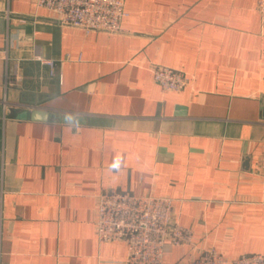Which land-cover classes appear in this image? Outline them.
I'll use <instances>...</instances> for the list:
<instances>
[{
	"label": "crops",
	"instance_id": "0c3cea01",
	"mask_svg": "<svg viewBox=\"0 0 264 264\" xmlns=\"http://www.w3.org/2000/svg\"><path fill=\"white\" fill-rule=\"evenodd\" d=\"M125 2L124 31L107 33L0 0V264H123L126 243L97 235L106 188L173 199L194 243L168 245L162 264L264 255L257 0ZM163 65L190 84L164 91Z\"/></svg>",
	"mask_w": 264,
	"mask_h": 264
},
{
	"label": "built area",
	"instance_id": "2783aa9c",
	"mask_svg": "<svg viewBox=\"0 0 264 264\" xmlns=\"http://www.w3.org/2000/svg\"><path fill=\"white\" fill-rule=\"evenodd\" d=\"M36 4L56 13L61 24L86 32H123L122 21L129 15L125 0H36ZM257 5L264 23V0H257ZM35 59L49 65L52 71L56 65L41 54L35 55ZM153 74L164 91H180L190 84L186 73L170 66H157ZM258 174L264 185V150L259 158ZM96 223L99 241L126 243L123 264H162L168 245L194 243V229L174 219L173 199L168 196L135 195L106 188L99 194ZM1 238L0 230V245ZM188 264H264V255L252 253L228 258L216 248H210Z\"/></svg>",
	"mask_w": 264,
	"mask_h": 264
},
{
	"label": "water",
	"instance_id": "95a60500",
	"mask_svg": "<svg viewBox=\"0 0 264 264\" xmlns=\"http://www.w3.org/2000/svg\"><path fill=\"white\" fill-rule=\"evenodd\" d=\"M27 115L32 119L47 120L50 116V113L45 109L35 108L27 112Z\"/></svg>",
	"mask_w": 264,
	"mask_h": 264
}]
</instances>
